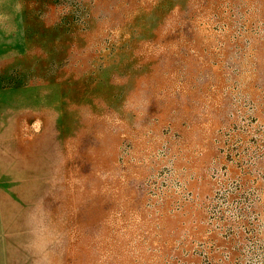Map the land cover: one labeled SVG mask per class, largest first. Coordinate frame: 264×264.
Here are the masks:
<instances>
[{
  "label": "rangeland",
  "instance_id": "374dc122",
  "mask_svg": "<svg viewBox=\"0 0 264 264\" xmlns=\"http://www.w3.org/2000/svg\"><path fill=\"white\" fill-rule=\"evenodd\" d=\"M0 159V264L39 196L58 264H264V0H0Z\"/></svg>",
  "mask_w": 264,
  "mask_h": 264
},
{
  "label": "clouds",
  "instance_id": "9594fccd",
  "mask_svg": "<svg viewBox=\"0 0 264 264\" xmlns=\"http://www.w3.org/2000/svg\"><path fill=\"white\" fill-rule=\"evenodd\" d=\"M128 104L126 100L125 106ZM147 104L148 100L141 98L137 106L146 108ZM24 223L28 233L26 247L33 257V264H58L64 236L46 196H39L32 202L25 213Z\"/></svg>",
  "mask_w": 264,
  "mask_h": 264
},
{
  "label": "bare ground",
  "instance_id": "6f19581e",
  "mask_svg": "<svg viewBox=\"0 0 264 264\" xmlns=\"http://www.w3.org/2000/svg\"><path fill=\"white\" fill-rule=\"evenodd\" d=\"M29 163H30L29 165H36V162H34V161H33V162H29ZM0 166H2V167H5V166H6V164L3 163L2 159H0ZM10 169H11V168H10ZM11 170H12V169H11ZM13 170H14V168H13ZM16 174H17V173H16ZM18 175H19V173H18ZM11 187H12V186H11ZM26 187H27V180H26L23 184H21V189H23V192L25 191V192L23 193L24 196H25V194H27ZM12 188H13V187H12ZM13 189H14V188H13ZM14 190H15V189H14ZM18 197H19V196H18ZM30 198H31V197H30ZM9 199H10V198H9ZM20 200H21V199H20ZM11 201H12V199H11ZM22 201H23V200H22ZM10 203L12 204V202H10ZM1 205H2V204H1ZM6 205H7V203H6ZM2 206L4 207V205H2ZM2 206H1V208H3ZM11 206H12V205H11ZM16 206H17V205H16ZM16 206H15V207H16ZM5 207H6V206H5ZM11 208H12V207H10V210H11V212H13V210H12ZM15 209H16V208H15ZM25 209H26V208H25ZM25 209H24V210H25ZM3 211H4V210H3ZM19 212H20V211H19ZM13 213H14V212H13ZM22 213H23V212H22ZM20 214H21V212H20ZM0 215H1V214H0ZM12 216H13V215H12ZM12 216H11V217H12ZM14 216H15V215H14ZM5 217H7V216H5ZM9 217H10V216H9ZM9 217H8V218H9ZM0 218H2V217H0ZM6 219H7V218H6ZM7 221H8V219H7ZM2 223L4 224V222H1V224H2ZM4 251H5V250H4ZM7 251H8V250H7ZM14 251H15V250H14ZM12 252H13V251H12ZM15 252H16V251H15ZM6 255H7V254H5V256H6ZM14 255H16V254H14ZM9 257H10V256H9ZM0 259H1V258H0ZM10 260H11V259H10ZM4 261H5V260H4ZM11 262H12V260H11ZM14 263H15V262H14Z\"/></svg>",
  "mask_w": 264,
  "mask_h": 264
}]
</instances>
